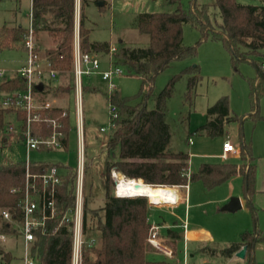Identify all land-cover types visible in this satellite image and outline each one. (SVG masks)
Instances as JSON below:
<instances>
[{"label": "trees", "instance_id": "trees-1", "mask_svg": "<svg viewBox=\"0 0 264 264\" xmlns=\"http://www.w3.org/2000/svg\"><path fill=\"white\" fill-rule=\"evenodd\" d=\"M97 1H103V5H106L110 0H80V45L82 51L91 53L109 48L106 43L90 42L88 38L89 29L84 22L83 10L86 5ZM168 1L176 4L172 12H141L136 16L137 29L149 37L146 46L120 45L114 52L115 65L123 66L127 72L138 75L142 87L147 86L148 90L145 93L141 91L139 97L120 96L117 91L108 96L109 103L115 107V115L113 117L109 115L110 132L107 146L110 152L118 147V158L116 161L108 162L105 199L99 209L92 214L95 218L92 223H87L88 213L95 209H90L84 198L81 264H172L166 259L147 258L148 252H151L146 241L149 228L146 217L150 204L145 196L114 195L110 187V181H113L110 175L112 169L127 178H135L144 183L168 185L175 197L177 196L175 185L200 180L205 188L211 189L240 174L246 205L253 213L252 229L242 232L239 240L230 242L220 249V253L228 258L241 246L246 245L247 264H254L250 257L253 244L255 240L264 241V233L260 231L257 233L255 208L252 203L256 169L248 146L243 145L240 148V164L203 162L197 171L187 176L189 156L182 151L169 150V128L164 119L167 99L171 96L175 81L182 74L174 75L168 80L155 97L153 108H147L146 104L154 77L172 60L195 55L196 45H184L182 36V26L191 23L198 27L201 38L210 35L213 39L220 40L229 51L233 63L240 59L251 61L255 77L248 82L250 98L255 105L258 94H264V62L249 55L264 59V4L212 0L211 4L218 9L221 18L220 23L213 25L209 5L197 3L196 0H186V5L182 0ZM74 11L75 0H32L33 30L45 31L52 38L54 46L50 47L46 57L52 66L60 71V82L57 86L43 84L41 89L36 88L42 102L48 99L49 92L74 91L68 73L71 64ZM25 32L26 29L22 26L2 25L0 45H3L5 40L19 43ZM21 47L22 45L18 49ZM183 74L188 78L186 95L189 96L199 79L198 65L188 66ZM24 87L23 78L17 74L10 78L4 77L0 81V91L23 90ZM87 88L82 86V91ZM9 110L0 105V131L5 128L4 118ZM62 110V107H53L47 112L51 116H56ZM206 115L207 119L200 129L208 136L221 135L225 123L234 119L230 114L227 96L219 97L210 105L206 109ZM18 116L22 117L20 113ZM64 120L67 126L68 117ZM40 131L46 135L50 132V127L43 124ZM66 144L67 137L63 140V147H66ZM247 159L249 162L245 165ZM50 165L32 162L31 169L38 172ZM24 175V160L0 162V210L7 209L10 212L9 220L0 216V232L7 235L20 234L19 203L24 194ZM75 175V171L70 169H65L60 174V183L55 189V214L45 220L43 227L34 230V239L30 246L34 264H71L72 229L71 223L65 222L63 216L71 214L74 207ZM36 185L40 186V182L36 181ZM167 191L169 192L168 187ZM168 231L176 237L177 234L173 230Z\"/></svg>", "mask_w": 264, "mask_h": 264}, {"label": "rangeland", "instance_id": "rangeland-1", "mask_svg": "<svg viewBox=\"0 0 264 264\" xmlns=\"http://www.w3.org/2000/svg\"><path fill=\"white\" fill-rule=\"evenodd\" d=\"M196 1L197 3L209 5L213 25L220 23L221 18L218 9L211 4L212 1H204L205 3L200 0ZM236 1L242 4H264V0ZM17 3V21L15 24L22 25L27 30L29 23L28 0H20ZM182 3L186 5V0H182ZM175 8L176 4L168 0H110L103 6L96 5V3L86 5L83 11L85 15L84 22L89 29V41L106 43L109 46L108 52L101 50L95 53L100 67L108 68L109 62L115 65L114 52L120 45L143 47L148 44V35L141 33L136 27L135 21L137 14L141 12H172ZM1 17L9 23L8 20L11 18L10 12L1 10ZM79 17L80 15L77 16V21H79ZM182 36L184 45H196L195 55L172 60L165 69L160 71L154 77L150 87L151 93L146 101L147 108H153L155 97L164 88L168 80L174 75L182 74L175 81L171 96L166 102L164 119L169 128V150L172 152L183 151L190 154L188 171L191 173L197 171L199 165L203 162L241 163L240 158L231 157L222 159L217 155L220 154L221 144L224 139H229L239 149L243 145H247L251 157H253L255 162L254 186H256L257 180H259L260 185L264 184V94H258L257 102L255 105L252 103L248 80L255 77L253 64L250 60L243 59L236 60L233 63L229 51L224 47L222 42L213 39L210 35L201 38L200 30L194 24L185 23L182 26ZM24 39L25 33H23L19 43L5 40L4 44L0 45V68L3 69V77H9L16 69L24 64L26 52L21 49L15 50L20 45L23 46ZM34 39L36 49H38L40 55L47 56L50 47L52 48L54 46L52 38L45 31H38L34 32ZM72 57L73 40L70 71L68 73L71 76L70 81L72 80L74 85ZM249 57L264 62V59L261 57H256L252 54ZM190 65H198L199 79L190 91L189 96H187L188 78L183 72ZM3 77L0 76V81ZM113 81L116 85V91L120 96L139 97L138 94L141 91L145 93L148 90L147 86L142 87V81L138 75L127 72L124 70V67L122 68V73L115 76ZM56 83L57 81H53L52 85ZM81 83L82 86L88 87L82 91L81 95L83 114V147L81 154L84 162L82 195L83 203L85 198L89 208L95 209L88 213L87 223H92L95 221L92 214L94 211H97L96 209H99L105 199L106 169L108 162L111 163L117 160L118 147H115L110 152L107 146V139L110 132V105L107 82L101 80L100 76L97 75H82ZM223 95L228 98L230 114L234 119L225 123L221 135L208 136L200 129V126L207 119L206 109ZM2 96V92L0 91V99ZM56 97L59 99L64 97V106L67 108L69 129L66 147L33 149L29 152V159L32 162L59 165L57 167L59 173H63L65 169H70L74 172L80 156L76 134L75 96L74 92L69 91L65 94L58 92L56 93ZM4 121L5 123L9 121V123L16 124L15 117L12 113H6ZM102 127L104 130H101ZM189 137L191 138V143L188 142ZM4 138H6V142L3 141ZM25 157V147L20 135L18 133L7 132L5 129L1 130L0 162L23 161ZM248 162L249 159L245 161V165ZM118 174L120 173L117 172ZM226 181H224L225 183L222 182L224 184H219L211 189L205 188L200 180L190 181L186 203H181L178 207L172 206L178 202L181 196L177 187H175L177 198L171 203L152 205L146 197L150 204L148 206V215L156 223L172 224L174 220H177L176 216L182 217L186 212L187 225L189 224L187 227L196 224L197 226L213 231L216 234V239L211 245L218 248L225 246L228 241L225 238H238L239 233L237 228L241 230L240 228L242 227L239 226H241L240 224L242 222H245L250 227L253 223V213L248 205L234 212H228L218 210L224 203L208 201V199H213L215 195H225L230 190V187L233 190V195L230 197L237 196L238 194L244 195L241 187L242 179L239 174L229 180L230 182ZM159 186H161L163 197L165 189V202H168L169 192L167 191V187L165 186L163 189L162 185ZM110 187L115 195L114 180L112 182L110 181ZM182 191H184L183 188L181 189ZM197 195H202L201 198H198V204L195 199ZM252 201L255 208L254 215L256 217L257 227L264 230V209H259L254 203V200ZM164 228L161 229L162 233L167 232V229ZM222 228H225V230H223V235H220ZM179 230L182 229H178L177 231ZM169 244L175 250V257L173 259L165 258L162 255L151 252H148L147 258L151 260L166 259L172 264H181L183 257V237H176L175 239V235H170ZM193 246V242H187L189 262L191 264H203L197 256H194L192 259L190 258ZM0 249L11 256L10 260L6 261L0 255V264L24 263V248L21 234L7 235L4 242L0 241ZM150 251H153L152 247H150ZM257 258L258 264H264V248L260 252L257 250ZM210 264L213 263L210 262ZM218 264L240 263H230L227 260H223L218 262Z\"/></svg>", "mask_w": 264, "mask_h": 264}, {"label": "built area", "instance_id": "built-area-1", "mask_svg": "<svg viewBox=\"0 0 264 264\" xmlns=\"http://www.w3.org/2000/svg\"><path fill=\"white\" fill-rule=\"evenodd\" d=\"M30 17V25L25 32L23 47L26 52V59L22 66L16 69L15 74L21 76L25 82L23 90H14L5 95L0 105L11 111L20 113L22 117L17 119L16 124L7 123L6 131L10 133H18L25 147L26 157L25 163V187L24 194L20 200L21 208V225L20 234L23 239V264H34L30 255V246L34 239V230L43 227L47 218L53 217L55 214V195L56 186L60 183V174L57 166L51 164L45 170L33 172L31 169L32 161L29 159V152L33 149H52L63 147V140L66 137L65 118L68 117L67 110H62L59 115L51 116L47 110H51L54 106L52 102L46 100L42 102L39 99V93L36 85L46 84L59 78V69L52 66L50 60L46 56L40 55L36 49L34 30L32 26V14ZM79 24L74 22L73 37V79H74V96H75V114H76V134L77 143L80 149L78 165L75 175V201L74 207L69 215H64L63 220L71 223L72 229V256L71 264H81V249L83 245V114H82V75L93 76L98 75L107 82L110 95L116 91V85L113 78L122 73V68L112 65L109 62L108 68L102 69L95 53L82 51L79 37ZM0 76L3 77V69L0 68ZM5 77V76H4ZM3 77V78H4ZM109 115H115L114 105L109 103ZM46 110V111H45ZM45 111V112H44ZM18 124V126H17ZM45 124L50 127V132L46 135L40 131L41 126ZM110 125V121H109ZM101 130H104L102 127ZM240 149L236 147L229 139L223 140L221 144V153L219 157L228 159L238 156ZM114 169L111 170V176L115 182L116 177ZM189 176V173H186ZM36 181L40 182V186L36 185ZM179 190L184 188L187 191L188 183L183 185H175ZM115 195L119 196L116 193ZM181 198V196H180ZM177 203L172 206L178 205ZM152 204V203H150ZM154 205V204H152ZM0 216L10 219V212L7 209L0 210ZM146 221L149 223L147 243L154 251L161 253L164 257L174 258L175 250L169 244V238L161 231L164 225L156 223L148 215ZM184 230L187 228V221L183 220L180 225ZM6 233L0 232V241L6 240ZM186 236H183L185 241ZM181 264H189L186 245L183 247V257Z\"/></svg>", "mask_w": 264, "mask_h": 264}, {"label": "crops", "instance_id": "crops-1", "mask_svg": "<svg viewBox=\"0 0 264 264\" xmlns=\"http://www.w3.org/2000/svg\"><path fill=\"white\" fill-rule=\"evenodd\" d=\"M18 1H20V0H0V11L1 10L9 11L10 12V17H11V18L9 17L10 18V20H8L9 23L7 21H5L4 18L1 17L0 18L1 19L0 20L1 21L0 27L2 25L22 26V25L15 24L16 21H17L16 8H17V4H18L17 2ZM200 1H203V3H205L204 1H208V0H200ZM210 1H212V0H210ZM28 5H29V12H28V18H29L28 27H29V25H30V17H29V15L32 14V0H28ZM78 12H79V15H80V0H75V11H74V22L75 23L77 21V16H79ZM79 20H80V17H79ZM77 22L79 24V21H77ZM8 49H12V48H8ZM20 49L25 51L23 46ZM20 49H15V50H20ZM105 52H106V50H105ZM102 69H104V68H102ZM14 74H15V72L12 75H10L9 77H7V78H10ZM54 81H57V83L55 85H53V86H57L59 84V82H60V77L58 79L54 80ZM52 83H53V81H50V82H48L46 84H52ZM1 92H2V95H3L2 98H3L5 95H7L8 93H10L12 91H9V92L1 91ZM72 92H74V91L72 90ZM47 96H48L47 100L52 102L54 107H62L63 110H67V108H65V106H64V97L59 99V98L56 97V93H54V92H49L47 94ZM1 99H0V101H1ZM7 113H12L14 115L16 123H17V119L18 118L20 119V117L18 116L19 113H16V112L11 111V110H9ZM4 120H5V118H4ZM7 122H9V121H7ZM7 122L5 124V128H4L5 130H6ZM68 129H69V127H68V124H67L66 137H67V134H68ZM3 141L6 142V138H4ZM188 142L191 143V138L190 137L188 138ZM220 153H221V150H220ZM217 155L219 156V154H217ZM188 156H190V154H188ZM234 157L239 158V155L238 156H234ZM188 164H189V159H188ZM188 173H189V171H188ZM121 175H123V174H121ZM239 176H241V175L239 174ZM234 177H232V178H234ZM232 178H230L229 180H231ZM241 179H242V176H241ZM229 180H227V181L230 182ZM242 182H243V180H242ZM224 183H221V184H224ZM254 185H255V182H254ZM174 187H176V186H174ZM188 187H189V182H188ZM241 187H242V183H241ZM255 187H256V189H255ZM181 189L182 188H180V190H179L180 191V195H181L180 201H179L178 205H176L174 207H178L181 203H184V204L186 203L187 196H188L187 195V191H186V189L183 188L184 191L181 192ZM187 190H188V188H187ZM231 195H233V190L230 187V190L227 191V193L225 195H219V196L215 195L213 199H208V201H214V202H219V203H224L225 204L229 200ZM201 196L202 195H197V197H195L197 204H198V198H201ZM237 197H239V199H240L241 208L245 207L246 199H245L244 195L242 196L241 194H238ZM175 200L176 199L171 200L169 203H171V202H173ZM252 200H254V203L256 204V206L259 209H264V184L260 185L259 180H257L256 186H254V193H253V196H252ZM220 208L218 210H220ZM220 211H222V210H220ZM176 218H177V220H174V222L172 224L161 223V222H157V223L165 226L164 229H167V232L165 231L163 234L166 235L169 238V240H170V235L171 234L168 231V229L173 230L177 234L176 237H183L185 235L186 238H185V241L183 240L182 246L184 247V245H186V249H187V242H189V241L193 242L194 246L192 247V252L190 253V258L191 259L194 258V256H197L203 264H210V262H212L213 264H218V262H221L223 260L224 261L227 260V262H230V263L231 262H239L240 264H247V261H246L245 257L244 258H240V257H237L235 255V253H233L230 257L226 258V257L221 255L220 249H222L223 247H225L226 245H228L232 241L239 240L240 234L242 232H244L245 230H251L253 224L250 227V226H247V224H245V222H242V224H240L241 226H239V227H242V228H240L241 230H238V228H237V231L239 233L238 234L239 235L238 238H228L227 237L225 239L228 240V241L225 244V246H222V247L218 248V247H215V246L211 245V243L214 242V240L216 239L215 232L207 230L206 228L197 226L196 224H193V225L187 227L186 230H184L180 225H181V222L183 220L187 219L186 212L184 213V215L182 217L181 216H176ZM177 227H178V229H182V230L177 231L178 230ZM223 230H225V228L221 229L220 235H223V232H224ZM259 231L261 233H264V230H261V228L257 227V233ZM176 237H175V239H176ZM263 248H264V241L255 240V242L253 244V248H252L251 254H250V257L253 259L254 264H258L257 263L258 262L257 250H258V252H260V250H263ZM246 252H247V250H246ZM151 253L162 255L161 253H158V252H156L154 250L151 251ZM6 254H7L6 252H4L2 249H0L1 257L4 260H6V261L10 260L11 256L9 254H7L8 255V258H7ZM188 259H189V257H188ZM189 264H191V263L189 262Z\"/></svg>", "mask_w": 264, "mask_h": 264}, {"label": "bare ground", "instance_id": "bare-ground-1", "mask_svg": "<svg viewBox=\"0 0 264 264\" xmlns=\"http://www.w3.org/2000/svg\"><path fill=\"white\" fill-rule=\"evenodd\" d=\"M116 177V193L119 196H134V195H144L146 196L150 203L154 205L166 204L171 200L176 199L177 196H173L171 193V188L167 185H162L163 189L165 186L169 189V201L165 202V189H164V197L162 194L161 186L152 185L148 183H144L135 178H127L120 174L117 175V172L114 173ZM189 235V234H188Z\"/></svg>", "mask_w": 264, "mask_h": 264}, {"label": "water", "instance_id": "water-1", "mask_svg": "<svg viewBox=\"0 0 264 264\" xmlns=\"http://www.w3.org/2000/svg\"><path fill=\"white\" fill-rule=\"evenodd\" d=\"M96 5H99V6L103 5V1H97ZM106 52H108L107 49H106ZM36 88L41 89L42 84L36 85ZM141 196H144V195H141ZM239 208H241V203H240L239 197L232 196L229 198V200L224 205L221 206L220 210L228 211V212H234V211L238 210ZM246 250H247V246L243 245V246H241V248L239 250H237L235 252V255L237 257L244 258L245 254H246ZM7 258H8V255H7Z\"/></svg>", "mask_w": 264, "mask_h": 264}]
</instances>
